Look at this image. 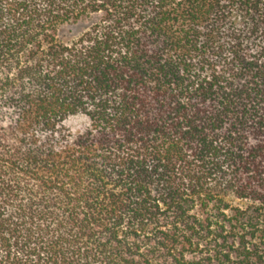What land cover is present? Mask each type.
Here are the masks:
<instances>
[{"label": "trees", "instance_id": "trees-1", "mask_svg": "<svg viewBox=\"0 0 264 264\" xmlns=\"http://www.w3.org/2000/svg\"><path fill=\"white\" fill-rule=\"evenodd\" d=\"M0 264H264V0H0Z\"/></svg>", "mask_w": 264, "mask_h": 264}, {"label": "rangeland", "instance_id": "rangeland-1", "mask_svg": "<svg viewBox=\"0 0 264 264\" xmlns=\"http://www.w3.org/2000/svg\"><path fill=\"white\" fill-rule=\"evenodd\" d=\"M84 28V25L81 26H68L62 29L61 31V38L63 41H67L71 39L74 36H77L78 33L82 31ZM67 125L70 128L71 131H76L77 129H80L85 120L82 117L76 116L72 117L67 120Z\"/></svg>", "mask_w": 264, "mask_h": 264}]
</instances>
